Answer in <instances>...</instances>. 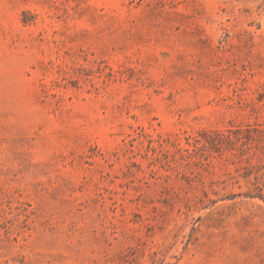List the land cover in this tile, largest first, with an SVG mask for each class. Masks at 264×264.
<instances>
[{"label": "rangeland", "instance_id": "374dc122", "mask_svg": "<svg viewBox=\"0 0 264 264\" xmlns=\"http://www.w3.org/2000/svg\"><path fill=\"white\" fill-rule=\"evenodd\" d=\"M0 264H264V0H0Z\"/></svg>", "mask_w": 264, "mask_h": 264}]
</instances>
